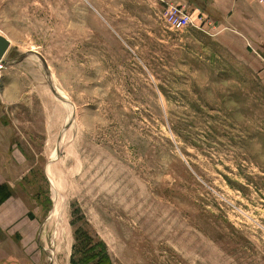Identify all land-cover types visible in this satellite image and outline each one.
<instances>
[{
    "label": "rangeland",
    "instance_id": "obj_1",
    "mask_svg": "<svg viewBox=\"0 0 264 264\" xmlns=\"http://www.w3.org/2000/svg\"><path fill=\"white\" fill-rule=\"evenodd\" d=\"M0 38L25 264H264V3L0 0Z\"/></svg>",
    "mask_w": 264,
    "mask_h": 264
},
{
    "label": "crops",
    "instance_id": "obj_2",
    "mask_svg": "<svg viewBox=\"0 0 264 264\" xmlns=\"http://www.w3.org/2000/svg\"><path fill=\"white\" fill-rule=\"evenodd\" d=\"M2 184L6 183H1L0 180V198L1 190H5L1 187ZM14 199L15 195L11 197V195L8 194L7 200L0 202V264H25L24 260L26 257H24L23 253L17 251V247H15L16 244L19 245L21 241L17 243L14 237L17 232H19V234L25 232L24 235L27 233L24 228H17V220L22 217L24 210H21L22 205L18 206L15 205L14 202H11ZM16 207L19 208V210H17ZM18 212H21V215H18ZM23 224L26 225L24 222ZM1 234L3 238H1Z\"/></svg>",
    "mask_w": 264,
    "mask_h": 264
},
{
    "label": "built area",
    "instance_id": "obj_3",
    "mask_svg": "<svg viewBox=\"0 0 264 264\" xmlns=\"http://www.w3.org/2000/svg\"><path fill=\"white\" fill-rule=\"evenodd\" d=\"M260 3H264V0H258ZM166 22L171 28L180 30L194 24L193 16L189 13L178 10L174 6H171L165 15Z\"/></svg>",
    "mask_w": 264,
    "mask_h": 264
},
{
    "label": "water",
    "instance_id": "obj_4",
    "mask_svg": "<svg viewBox=\"0 0 264 264\" xmlns=\"http://www.w3.org/2000/svg\"><path fill=\"white\" fill-rule=\"evenodd\" d=\"M0 41L4 42V40H3V39H1V38H0Z\"/></svg>",
    "mask_w": 264,
    "mask_h": 264
},
{
    "label": "bare ground",
    "instance_id": "obj_5",
    "mask_svg": "<svg viewBox=\"0 0 264 264\" xmlns=\"http://www.w3.org/2000/svg\"><path fill=\"white\" fill-rule=\"evenodd\" d=\"M1 67V66H0Z\"/></svg>",
    "mask_w": 264,
    "mask_h": 264
}]
</instances>
